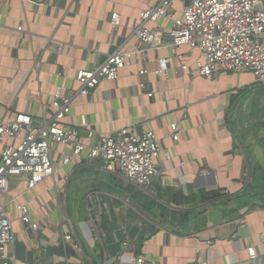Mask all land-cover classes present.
<instances>
[{
	"label": "crops",
	"instance_id": "0c3cea01",
	"mask_svg": "<svg viewBox=\"0 0 264 264\" xmlns=\"http://www.w3.org/2000/svg\"><path fill=\"white\" fill-rule=\"evenodd\" d=\"M160 2L0 0V115L24 113L40 122L62 87L73 101L66 125L79 127L85 115L97 136L134 128L155 131L162 142L161 174L147 188L94 161L64 167L34 190L27 176L13 177L0 204L13 221L18 264H118L133 254L158 264H256L250 247L264 264V82L249 72L192 76L175 61L166 77H158L157 59L175 56L169 49L147 52L116 81H103L91 99L78 93V71L93 70L116 49L133 51L138 40L132 26ZM184 6L174 5L176 17ZM113 13L121 19L116 31ZM149 27L169 29L171 22ZM63 45L65 54L59 52ZM178 53L188 55L195 73L200 52ZM141 69L148 72L140 76ZM174 123L184 128L179 141L171 137ZM83 139L91 141L86 131ZM217 191L220 197L203 202V194ZM18 203L29 207L39 231L20 223ZM64 217L77 226L82 256L64 253Z\"/></svg>",
	"mask_w": 264,
	"mask_h": 264
},
{
	"label": "built area",
	"instance_id": "2783aa9c",
	"mask_svg": "<svg viewBox=\"0 0 264 264\" xmlns=\"http://www.w3.org/2000/svg\"><path fill=\"white\" fill-rule=\"evenodd\" d=\"M260 1L161 0L159 5L144 9L140 20L132 26L138 40L133 51L116 49L93 70L78 71V93L91 99L93 91L103 81H116L121 71L138 60L147 59V52L169 49L175 51V56L157 59L154 74L158 77H166L175 61L177 69L192 76L211 79L220 71L249 72L264 82V8L257 9ZM178 2L185 5L180 18L174 12ZM160 19L170 21L171 27H149ZM111 26L115 31L121 26L119 14H112ZM18 30L22 31V27ZM181 48H187L189 53L200 52L202 60L196 63L195 73L188 66V55L178 53ZM67 50V45H63L59 52L65 54ZM147 72L141 69L139 75L144 76ZM139 88L146 93L145 83ZM153 95L146 93L149 98ZM50 106V115L40 122L24 113L0 115V195L9 191L10 177L27 176L28 189L34 190L54 178L62 168H76L85 161L99 162L106 172L122 177L138 188H147L161 174L158 163L162 142L155 131L139 133L134 128H124L114 134L97 136L85 115L80 117L79 127L68 126L65 120L72 113L73 101L64 94L62 87L56 89ZM171 130L173 141H179L184 133L181 123L172 124ZM84 131L91 140L88 143L83 139ZM16 207L20 223L26 229L33 232L41 229L39 222L32 220L26 204L18 203ZM63 223L67 224V230L64 229L62 234L64 253L71 249L82 256L77 226L67 217ZM92 223L94 227L95 221ZM15 242L13 221L0 204V264H18ZM124 245L127 247L128 242ZM247 251L250 261L257 264V249L250 247ZM118 264L158 263L133 254L121 256Z\"/></svg>",
	"mask_w": 264,
	"mask_h": 264
},
{
	"label": "trees",
	"instance_id": "16d2710c",
	"mask_svg": "<svg viewBox=\"0 0 264 264\" xmlns=\"http://www.w3.org/2000/svg\"><path fill=\"white\" fill-rule=\"evenodd\" d=\"M220 196H221V193L219 191L205 193V194H203V202H210V201H212L214 199H217ZM172 200H173V203H175V204L176 203L187 204V203L191 202L189 200H182L181 202H176L177 200L175 201V199H172ZM191 200H193V199H191Z\"/></svg>",
	"mask_w": 264,
	"mask_h": 264
},
{
	"label": "water",
	"instance_id": "95a60500",
	"mask_svg": "<svg viewBox=\"0 0 264 264\" xmlns=\"http://www.w3.org/2000/svg\"><path fill=\"white\" fill-rule=\"evenodd\" d=\"M263 8H264V6H262V7H261V6H260V7H259V6H257V9H260V10H261V9H263Z\"/></svg>",
	"mask_w": 264,
	"mask_h": 264
},
{
	"label": "rangeland",
	"instance_id": "374dc122",
	"mask_svg": "<svg viewBox=\"0 0 264 264\" xmlns=\"http://www.w3.org/2000/svg\"><path fill=\"white\" fill-rule=\"evenodd\" d=\"M10 179H12V180H13V177H10ZM90 221H91V220H90ZM92 221H94V220H92ZM92 221L90 222V223H91V225L93 224V223H92Z\"/></svg>",
	"mask_w": 264,
	"mask_h": 264
}]
</instances>
